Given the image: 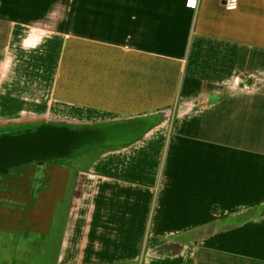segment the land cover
<instances>
[{"label": "crops", "instance_id": "crops-1", "mask_svg": "<svg viewBox=\"0 0 264 264\" xmlns=\"http://www.w3.org/2000/svg\"><path fill=\"white\" fill-rule=\"evenodd\" d=\"M0 102L169 116L104 167L98 252L264 264V0H0Z\"/></svg>", "mask_w": 264, "mask_h": 264}, {"label": "rangeland", "instance_id": "rangeland-1", "mask_svg": "<svg viewBox=\"0 0 264 264\" xmlns=\"http://www.w3.org/2000/svg\"><path fill=\"white\" fill-rule=\"evenodd\" d=\"M70 113L77 115L70 116ZM42 114L48 119L54 118L53 121L45 124L57 127H68L74 124L93 127L113 123L101 122L110 118L109 111L105 108L81 107L78 110L68 108V115H65L54 108H43L36 105L11 108L4 107L0 102V132H16L30 128V124L34 125L38 121L37 117H41ZM87 117L97 120L92 123L82 120ZM148 118L150 119L148 122L151 123L150 128L133 144L120 148L99 149L86 157H90L89 161L95 160V162L92 164L88 163L89 161H83L84 163L82 162L78 169L86 172L92 168L97 172L91 173L84 179L81 178L80 183L74 184V177L71 176L69 185H61V183L57 185L56 183V189L52 185L50 173L54 167L60 165L37 170L32 167L21 168L11 176L2 178L0 180V230L10 233L0 231V264H132L133 255L125 254L124 250L120 253L122 255H119V259L107 256L105 245L104 252L96 250L95 242L101 239L98 231L102 228L112 195V186L102 180L104 178L102 171L103 166L113 163L112 159H116L120 154L132 148L135 152L139 150L140 145L143 146L145 141L152 138L169 121V116L164 114L152 115ZM64 119L67 120L63 122ZM67 166L63 167L69 168ZM72 174L74 175L73 172ZM36 186H40L41 195L39 196L45 199L43 205L47 210L50 208L52 210L48 211L47 216L41 218L39 222L42 225V222L46 221L44 228L48 226L47 235L42 229V233L36 234V241L32 243L35 237L32 233L31 243L25 246L22 240L18 241L15 226L19 216L22 217L23 214L21 204L24 203L28 208L36 201L37 196H33Z\"/></svg>", "mask_w": 264, "mask_h": 264}, {"label": "water", "instance_id": "water-1", "mask_svg": "<svg viewBox=\"0 0 264 264\" xmlns=\"http://www.w3.org/2000/svg\"><path fill=\"white\" fill-rule=\"evenodd\" d=\"M148 121L147 117L88 130L44 125L34 131L0 133V177L38 164L58 166L76 156L88 157L99 149L126 147L145 134L151 126ZM138 122L141 127L136 128Z\"/></svg>", "mask_w": 264, "mask_h": 264}, {"label": "flooded vegetation", "instance_id": "flooded-vegetation-1", "mask_svg": "<svg viewBox=\"0 0 264 264\" xmlns=\"http://www.w3.org/2000/svg\"><path fill=\"white\" fill-rule=\"evenodd\" d=\"M38 119V121L36 122V123H34V125L33 124H30V128H26V129H24V130H22V131H1L0 133H19V132H25V131H34V130H36L37 128H39V127H42V126H44V125H48V124H45V123H47V122H50V121H53L54 120V118L52 117V118H47L44 114H42V116L41 117H37ZM67 119H64V120H62L63 122L64 121H66ZM41 122V123H40ZM38 123H40V124H38ZM38 124V125H37ZM37 125V126H36ZM33 126V127H32ZM54 127H57V126H54ZM90 128H83V129H92L93 127L92 126H89ZM135 127L136 128H139V127H141V125H140V122H138L136 125H135ZM134 127V128H135ZM4 130V129H3ZM6 130H12V129H6ZM82 130V129H81ZM90 158V157H89ZM89 158H86V157H81V156H76V157H74L73 159H71V160H69V161H66V162H64L65 163V165H68L69 166V169H71V170H74L73 171V173H74V175H77L78 177H79V179H78V183H80L81 182V178L82 179H84V177H88V175H90L91 173H94V172H97L96 170H92V168L91 169H89V170H87L86 172H84L83 170L81 171V170H79L78 169V167L80 166V165H82V162L83 161H86V162H88L89 161ZM95 162V160H90L88 163H94ZM84 163V162H83ZM67 166V167H68ZM106 166V165H105ZM105 166H103V169H104V167ZM32 168H36V170L37 169H40V167L38 166H34V167H32ZM46 168V167H45ZM81 169V168H80ZM75 170H77L78 171V173H76L75 172ZM92 170V171H91ZM14 173V172H13ZM13 173H10L9 175H6V176H11ZM39 174V173H38ZM92 176V175H91ZM5 176H1L0 177V180L2 179V178H4ZM75 177V176H74ZM82 182H86V180H82ZM39 186H36L35 187V189H36V192L34 193V195L33 196H37V199H35L36 201L34 202V204L32 205H30L28 208H26V206L24 205V203H22L21 204V207H22V211H23V214H22V217L24 216V214L26 215V216H24V218H22L21 216H19V218H18V222H17V224H16V228H17V230H16V232H15V234H16V236L18 237V241L19 240H22L23 242H24V244H25V246L26 245H28V244H30L31 243V234L33 233V234H35V237H34V241L32 242V243H34L35 241H36V234H41L42 232H41V230L43 229L44 230V232H45V234L47 235V228H48V226H46L45 228H44V225H46V221L45 222H42V225L39 223L40 222V219L41 218H43V217H46L47 216V212L48 211H50L51 212V210H52V208H50L49 210H47V208L43 205V203L45 202V199H44V197H40L39 195H41L40 194V191H39V189H40V187L38 188ZM1 203V202H0ZM5 204H10V203H5ZM8 206V205H7ZM33 206H35V207H33ZM32 207V208H31ZM49 224L51 223V222H49V221H47ZM43 226V227H42ZM14 227V228H15ZM13 228V229H14ZM42 230V231H43ZM1 232H5V233H10V232H6L5 230H0ZM12 232V231H11ZM43 235V234H42ZM53 238V237H52ZM42 257V256H41ZM76 261V259L73 261V263Z\"/></svg>", "mask_w": 264, "mask_h": 264}, {"label": "trees", "instance_id": "trees-1", "mask_svg": "<svg viewBox=\"0 0 264 264\" xmlns=\"http://www.w3.org/2000/svg\"><path fill=\"white\" fill-rule=\"evenodd\" d=\"M89 126H91V125L81 126V125L74 124V125H71V126L68 125V127L67 126L66 127L71 129V130H81L83 128H90ZM67 161H69V160H67ZM36 166L37 167L39 166L40 169H43L45 167H54V166H51V165H48V164H40V165L38 164ZM63 166H65L64 162L60 166L54 167V170L50 173V178L52 179L51 180L52 181V185L55 186L56 189H57L58 183H61V185H65V184L69 185V181H70L69 177H71V176H73V177L75 176L74 177V184H77L79 182L78 181L79 177L77 175H73L72 174V172L74 170H71L69 168H64ZM75 172L78 173L77 170H75ZM40 177L42 178V175H40ZM56 183H57V185H56Z\"/></svg>", "mask_w": 264, "mask_h": 264}, {"label": "built area", "instance_id": "built-area-1", "mask_svg": "<svg viewBox=\"0 0 264 264\" xmlns=\"http://www.w3.org/2000/svg\"><path fill=\"white\" fill-rule=\"evenodd\" d=\"M240 0H225V8L227 11H236L239 7Z\"/></svg>", "mask_w": 264, "mask_h": 264}]
</instances>
